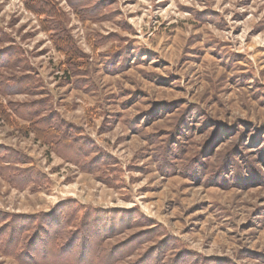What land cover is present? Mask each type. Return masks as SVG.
<instances>
[{"label": "rangeland", "instance_id": "rangeland-1", "mask_svg": "<svg viewBox=\"0 0 264 264\" xmlns=\"http://www.w3.org/2000/svg\"><path fill=\"white\" fill-rule=\"evenodd\" d=\"M0 64V214L132 209L82 234L113 264H264V0H0Z\"/></svg>", "mask_w": 264, "mask_h": 264}, {"label": "trees", "instance_id": "trees-1", "mask_svg": "<svg viewBox=\"0 0 264 264\" xmlns=\"http://www.w3.org/2000/svg\"><path fill=\"white\" fill-rule=\"evenodd\" d=\"M73 5L75 8L79 7L77 1L73 2ZM97 12L100 14L99 11ZM30 121L33 124L32 120ZM50 128L39 129L45 134L44 141L53 134ZM72 133L74 134V131ZM65 213H70L76 218L79 217V214L83 215L80 219V231L73 232L71 238L62 244L60 234L62 220L64 217L66 218ZM132 213L139 216L132 209L119 208L110 212L102 209H86L82 205L78 206L75 202L70 205L58 206L53 213L43 216H19L9 220L6 214L1 213L0 224H5L1 231H7L9 234L8 240H4L3 235H0V248L6 255L13 256L19 264H103L104 261H111L113 264L114 260H117L113 258L116 253L111 252L109 255H103L93 241L97 239V235L90 233V238L87 239L82 234L85 233L84 231L92 232L93 225L99 224L100 221L105 222L104 219L107 215H123L124 218H128L132 217ZM71 220L72 218L65 221L70 224ZM117 256L123 259L131 255L127 253Z\"/></svg>", "mask_w": 264, "mask_h": 264}]
</instances>
